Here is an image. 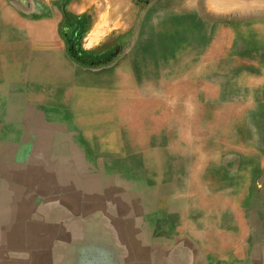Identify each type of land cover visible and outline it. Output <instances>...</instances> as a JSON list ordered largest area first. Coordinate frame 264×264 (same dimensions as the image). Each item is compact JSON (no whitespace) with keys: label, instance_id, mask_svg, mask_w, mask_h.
Masks as SVG:
<instances>
[{"label":"crops","instance_id":"crops-1","mask_svg":"<svg viewBox=\"0 0 264 264\" xmlns=\"http://www.w3.org/2000/svg\"><path fill=\"white\" fill-rule=\"evenodd\" d=\"M21 16L0 0V25L4 17L11 24L28 19ZM210 54L192 47L169 61L137 46L105 73L106 81L70 99L58 130L71 143L63 140L58 157L51 154L43 163L47 172L60 168L65 175L14 183L11 204L23 208L13 216L11 240L0 236V264H264L255 250L264 248V207L254 203L253 193L251 205L245 203L250 189L242 187L229 208L228 187L221 186L228 163L225 156L212 162L213 109L226 134L234 103L221 95L222 80L212 73L226 69H213ZM135 57L155 64L152 71L173 75L174 104L196 105L183 133L179 123L173 135L164 128L161 97L135 94ZM185 135L187 142L180 139ZM181 163H189L192 174L180 171ZM197 167H213L214 176ZM245 177L247 184L260 182L239 179ZM208 181L220 186L208 188Z\"/></svg>","mask_w":264,"mask_h":264},{"label":"rangeland","instance_id":"rangeland-1","mask_svg":"<svg viewBox=\"0 0 264 264\" xmlns=\"http://www.w3.org/2000/svg\"><path fill=\"white\" fill-rule=\"evenodd\" d=\"M8 1L28 19L11 24L4 17L0 25V236L7 233L11 240L13 216L23 208L11 204L14 183L22 185L21 179L27 176L65 175V168L64 172L60 168L47 172L43 163H48L51 154L56 159L59 149L71 143L72 138L61 136L58 130L67 102L106 81L105 73L114 72L137 46L169 61L192 47L208 50L213 69H226L212 73L222 80L221 95L234 103L229 104L226 134H220L222 123L219 116L214 118L213 109L212 162L219 163L225 156L228 163L227 183L221 186L228 187L229 208L242 187L250 189L245 192V203L251 205L253 193L254 203L264 207V0ZM91 1L94 7L88 6ZM78 20L85 23V32L74 56L70 23ZM92 31L98 35L88 39ZM133 62L138 68L135 82L140 83L135 94L161 97L158 106L164 113V128L173 135L179 123L183 133L193 123L195 115L188 113L196 105L174 104L177 89L171 73L152 71L155 64L150 61ZM180 139L187 142L188 137ZM179 168L187 171L185 175L192 174L189 163ZM212 170L201 167L199 171L208 178L209 173L214 176ZM241 175L260 182L255 184L254 179L247 184L248 177L242 182ZM219 186L207 184L208 188ZM255 250L264 256V248Z\"/></svg>","mask_w":264,"mask_h":264},{"label":"trees","instance_id":"trees-1","mask_svg":"<svg viewBox=\"0 0 264 264\" xmlns=\"http://www.w3.org/2000/svg\"><path fill=\"white\" fill-rule=\"evenodd\" d=\"M71 26V38L73 43L72 54L75 56L77 54L76 45L79 42V38L85 32V23L81 20L70 23Z\"/></svg>","mask_w":264,"mask_h":264},{"label":"bare ground","instance_id":"bare-ground-1","mask_svg":"<svg viewBox=\"0 0 264 264\" xmlns=\"http://www.w3.org/2000/svg\"><path fill=\"white\" fill-rule=\"evenodd\" d=\"M212 2H213V1H212ZM214 3H215V2H214ZM216 4H217V3H216ZM154 10H155V9H154ZM102 20H103V19H102ZM97 28H99V27H97ZM97 28H95V31H96ZM95 31H92V34L89 33V35H88V39H89V38L93 39L94 36L98 35V34L95 33ZM192 31H193V30H192ZM169 36H170V34H169ZM170 43H171V42H170ZM128 59H129V58H128ZM158 68H159V67H158ZM154 84H155V83H154ZM181 116H182V115H181ZM175 125H176V124H175ZM137 140H138V139H137ZM142 141H143V140H142ZM138 142H139V141H138ZM142 144H143V143H142ZM142 144H141V145H142ZM122 149H123V148H122ZM151 252H152V251H151Z\"/></svg>","mask_w":264,"mask_h":264}]
</instances>
